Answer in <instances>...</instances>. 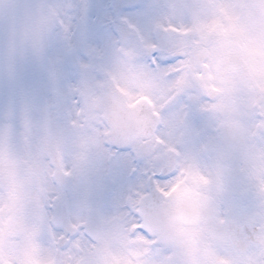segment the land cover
Listing matches in <instances>:
<instances>
[{"label":"flooded vegetation","instance_id":"obj_1","mask_svg":"<svg viewBox=\"0 0 264 264\" xmlns=\"http://www.w3.org/2000/svg\"><path fill=\"white\" fill-rule=\"evenodd\" d=\"M35 3L27 0L30 29ZM62 8L66 13L53 15V28L75 72L58 76L61 86L50 95L21 98L0 140V264H174L198 229L210 228L176 226L168 246L144 228V196L159 190L173 208L179 196L203 191L213 178L223 212L242 196L251 200L246 189L224 191V180L235 183L239 156H229L227 169L220 161L223 122L249 127L264 118V81L240 43L247 25H232L222 0H73V7ZM12 32L31 51L28 28L15 24ZM99 80L119 88L129 105H149L160 119L149 140L112 144L94 108ZM33 104L42 106L41 117H33ZM64 114L70 118L62 131L57 117ZM45 137L55 156L40 148ZM249 170L245 184L253 196L263 195L264 171ZM250 206V217L264 223V205ZM250 228L245 220L220 227L221 262L264 260L251 242L240 246L249 242Z\"/></svg>","mask_w":264,"mask_h":264},{"label":"rangeland","instance_id":"obj_2","mask_svg":"<svg viewBox=\"0 0 264 264\" xmlns=\"http://www.w3.org/2000/svg\"><path fill=\"white\" fill-rule=\"evenodd\" d=\"M2 63H4V62H3V59L0 58V64H2ZM215 260L219 262V261H220V258H219V259H215ZM199 261H200V260H199ZM178 264H180V263H178ZM182 264H189V263H188V261H187V262H186V261H183Z\"/></svg>","mask_w":264,"mask_h":264}]
</instances>
